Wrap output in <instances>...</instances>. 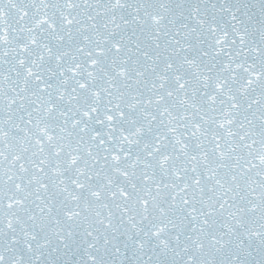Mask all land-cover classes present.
Segmentation results:
<instances>
[{
    "label": "snow or ice",
    "instance_id": "6c2138e0",
    "mask_svg": "<svg viewBox=\"0 0 264 264\" xmlns=\"http://www.w3.org/2000/svg\"><path fill=\"white\" fill-rule=\"evenodd\" d=\"M0 264H264V0H0Z\"/></svg>",
    "mask_w": 264,
    "mask_h": 264
}]
</instances>
